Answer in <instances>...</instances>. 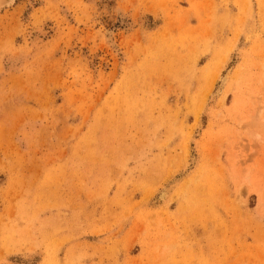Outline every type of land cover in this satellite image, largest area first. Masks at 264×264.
<instances>
[{
	"label": "rangeland",
	"instance_id": "374dc122",
	"mask_svg": "<svg viewBox=\"0 0 264 264\" xmlns=\"http://www.w3.org/2000/svg\"><path fill=\"white\" fill-rule=\"evenodd\" d=\"M3 10L0 264H264V0Z\"/></svg>",
	"mask_w": 264,
	"mask_h": 264
},
{
	"label": "bare ground",
	"instance_id": "6f19581e",
	"mask_svg": "<svg viewBox=\"0 0 264 264\" xmlns=\"http://www.w3.org/2000/svg\"><path fill=\"white\" fill-rule=\"evenodd\" d=\"M13 0H0V11L5 8L6 6L10 5L12 3ZM227 80V75L226 74H221L219 77H218V82H217V85L216 87H214V89L211 91L210 95L211 97H215L216 95H218L223 87V84L226 82ZM209 95V96H210ZM210 97V98H211ZM161 196L163 195L160 194Z\"/></svg>",
	"mask_w": 264,
	"mask_h": 264
},
{
	"label": "crops",
	"instance_id": "0c3cea01",
	"mask_svg": "<svg viewBox=\"0 0 264 264\" xmlns=\"http://www.w3.org/2000/svg\"><path fill=\"white\" fill-rule=\"evenodd\" d=\"M4 13V10L0 12V15H2Z\"/></svg>",
	"mask_w": 264,
	"mask_h": 264
}]
</instances>
